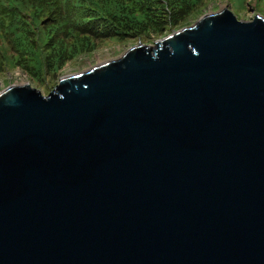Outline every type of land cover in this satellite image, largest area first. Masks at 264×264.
Wrapping results in <instances>:
<instances>
[{"label": "water", "instance_id": "obj_1", "mask_svg": "<svg viewBox=\"0 0 264 264\" xmlns=\"http://www.w3.org/2000/svg\"><path fill=\"white\" fill-rule=\"evenodd\" d=\"M0 264H264V16L1 90Z\"/></svg>", "mask_w": 264, "mask_h": 264}, {"label": "trees", "instance_id": "obj_2", "mask_svg": "<svg viewBox=\"0 0 264 264\" xmlns=\"http://www.w3.org/2000/svg\"><path fill=\"white\" fill-rule=\"evenodd\" d=\"M201 1L0 0V68L14 61L33 79H41L50 69L59 70L67 58L95 48L94 35L104 38L109 33L123 40L156 29L157 23L175 25L181 18L174 16L191 14ZM50 18L53 22L45 26L44 19ZM82 29L85 34L80 36ZM62 30L65 36L56 35ZM7 40L16 51H9Z\"/></svg>", "mask_w": 264, "mask_h": 264}, {"label": "rangeland", "instance_id": "obj_3", "mask_svg": "<svg viewBox=\"0 0 264 264\" xmlns=\"http://www.w3.org/2000/svg\"><path fill=\"white\" fill-rule=\"evenodd\" d=\"M243 1V2H242ZM242 2V3H240ZM230 9L234 14L243 20H251L256 14L264 16V0H202L197 7H195L191 14L174 16V19L181 18V21L175 25H162L157 23V28L148 31H139V36L117 40L109 37V33L104 38L93 36L96 44L95 48L83 49L72 57L67 58L60 64L59 70L50 69L46 76L36 77L35 79L23 69L18 63H10V65L2 64L0 68V91L6 87L15 85H25L28 83L42 94H49L54 87L59 84L60 78L67 74H76L92 68L95 65L101 64L108 60L116 59L123 55L131 46L142 42L143 44L156 46V41L161 39L173 31L193 25L200 17L210 13L218 12L222 9ZM53 22V19H44V24L47 26ZM90 30V29H89ZM88 34L90 31H86ZM65 32L59 31L56 35L65 36ZM85 31L79 30V35L83 36ZM67 41L71 42L73 37L66 36ZM9 51H16L11 48L10 41L7 40ZM2 61V60H1Z\"/></svg>", "mask_w": 264, "mask_h": 264}]
</instances>
